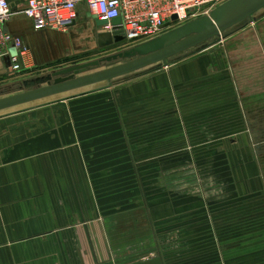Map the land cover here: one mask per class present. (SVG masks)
I'll return each instance as SVG.
<instances>
[{
	"label": "crops",
	"instance_id": "obj_1",
	"mask_svg": "<svg viewBox=\"0 0 264 264\" xmlns=\"http://www.w3.org/2000/svg\"><path fill=\"white\" fill-rule=\"evenodd\" d=\"M8 1L14 14L7 30L30 48L29 65L49 71L51 65L43 63L37 49H45L47 44H39V39L52 30H37L22 13L27 0ZM80 21L76 23L98 29L94 21ZM0 62L5 72L10 67L7 59ZM235 78L222 51L211 47L130 81L0 115V264H230L221 235L226 224L213 222L228 212H204L205 223H196L191 250L182 258L180 241L164 240L172 228L165 224H179L181 212L166 214L169 200L163 195L156 198L153 212L103 210L107 200L115 202L121 185L125 187L119 195L132 200L138 169L143 186V170L152 166L150 162L156 160V167L164 168L166 152L181 144L187 114L176 112L175 106L189 104L193 123L189 129L183 123L188 140L196 131L201 104L212 122L240 121L242 96ZM154 91L164 93L149 97ZM134 104L140 105V112H125ZM149 106L157 111L150 112ZM239 133L237 129L231 134ZM227 147L222 144L221 150ZM260 161L241 155L236 177L244 199L262 196ZM140 194L148 202L143 187ZM201 215L189 212L190 222ZM201 241L204 249L197 245ZM263 248L253 246L246 263L262 264L256 257ZM202 252L204 260L199 258Z\"/></svg>",
	"mask_w": 264,
	"mask_h": 264
},
{
	"label": "rangeland",
	"instance_id": "obj_2",
	"mask_svg": "<svg viewBox=\"0 0 264 264\" xmlns=\"http://www.w3.org/2000/svg\"><path fill=\"white\" fill-rule=\"evenodd\" d=\"M255 18L254 23L245 21L230 29L228 32L232 35L213 47L222 51V55H225L228 64L234 70L235 79L240 87V97L242 96L240 101L242 119L212 122L207 119L211 118V115H205L206 105L201 104L198 107L202 112L200 110L201 113H197L200 114L197 115L200 119L195 122L198 127L194 129L196 131L192 134V139L188 140L186 138L188 131H185L183 123L187 129L193 123L188 117L191 112L189 104L186 102V106H175L176 112L187 115L181 123V144L172 148L169 153L166 152L165 167L157 168L156 160L151 161L152 166L143 170V186L139 183L141 171L138 169V179L132 186L136 194L132 200L125 201L119 195L125 187L121 185L115 190L118 194L115 202L111 200L105 202L103 212H153L156 198L163 195L169 200L164 209L166 214L181 212L179 224H165L166 227L172 228L175 225L173 228L175 231L170 228L169 233L165 232L164 240L180 241L182 258L191 250L189 246L192 237L196 235L193 232L196 223H205L204 212H228L224 214L226 216L213 218V222L226 224L221 235L228 246L230 264H248L246 262L250 260L253 246L264 244V187L260 192L262 195L260 199L254 201L252 194L244 199L240 194L236 177L241 155L246 159L252 155L254 159L261 160L264 172V10L258 12ZM81 19L94 21L88 17L86 11L81 12L79 23H82ZM76 24L67 31L52 30L51 35L39 39V44L41 42L47 44L45 49H37L39 58L43 63L48 62L45 65H51L50 70L100 58L133 46L117 43L100 48L97 44L99 28L94 30L90 29L89 25ZM49 41L53 46H48ZM4 68V64L0 62V71L3 72ZM50 70L45 71L42 66L14 73L8 68L0 73V88ZM16 89L14 87L6 90L0 97L16 93ZM162 93L164 92L154 91L155 95L149 97H158ZM149 108L150 112L157 111L156 106ZM124 110L127 113L140 112V105L134 104ZM212 125L214 127L211 128ZM243 127H246L244 132ZM237 129L240 130L239 135L231 134ZM222 144L228 146L227 150H221ZM239 146L240 149H237ZM162 156L163 154H160L159 159ZM141 187L148 196V202L142 201ZM179 201L180 206L173 207ZM189 212H202V218L191 217L193 222H190ZM202 234L201 236L206 235ZM197 245L200 249L205 248L204 241L198 242ZM263 252L264 248L259 252L257 250L259 255L256 257L262 259V264ZM203 256L204 252L199 258L204 260Z\"/></svg>",
	"mask_w": 264,
	"mask_h": 264
},
{
	"label": "water",
	"instance_id": "obj_3",
	"mask_svg": "<svg viewBox=\"0 0 264 264\" xmlns=\"http://www.w3.org/2000/svg\"><path fill=\"white\" fill-rule=\"evenodd\" d=\"M262 10L264 0H228L207 14L124 50L1 87L0 94L14 87L17 91L0 97V115L33 109L162 70L214 47L232 35L228 32L230 29L245 21L254 22L255 15ZM88 17L94 20L97 28L108 23L91 13ZM119 22L120 18L113 20V24ZM124 40L125 36L119 33H97L100 48ZM11 53L15 56L17 50L12 48ZM6 59L10 66V58Z\"/></svg>",
	"mask_w": 264,
	"mask_h": 264
},
{
	"label": "built area",
	"instance_id": "obj_4",
	"mask_svg": "<svg viewBox=\"0 0 264 264\" xmlns=\"http://www.w3.org/2000/svg\"><path fill=\"white\" fill-rule=\"evenodd\" d=\"M228 0H27L23 8L37 30L67 31L80 18L82 10L96 15L108 23L100 31L119 33L125 36L122 43L134 45L152 39L209 13ZM14 14L8 0H0V60L10 58L11 71H30V48L20 36L11 34L6 24ZM176 16V18H174ZM120 18L118 24L113 20ZM17 54L13 56L11 49Z\"/></svg>",
	"mask_w": 264,
	"mask_h": 264
},
{
	"label": "bare ground",
	"instance_id": "obj_5",
	"mask_svg": "<svg viewBox=\"0 0 264 264\" xmlns=\"http://www.w3.org/2000/svg\"><path fill=\"white\" fill-rule=\"evenodd\" d=\"M12 54V53H11Z\"/></svg>",
	"mask_w": 264,
	"mask_h": 264
}]
</instances>
